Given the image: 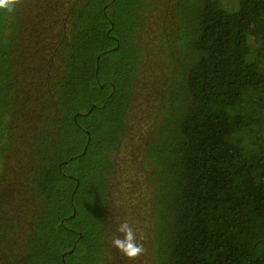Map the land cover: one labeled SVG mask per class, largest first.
<instances>
[{"label": "trees", "instance_id": "trees-1", "mask_svg": "<svg viewBox=\"0 0 264 264\" xmlns=\"http://www.w3.org/2000/svg\"><path fill=\"white\" fill-rule=\"evenodd\" d=\"M28 1L0 9V182L23 147L16 127L30 112L16 98L33 18ZM159 2L64 3L60 37L67 32L70 42L57 58L61 76L49 79V96L37 105L45 127L35 137L33 203L8 211L0 189V260L21 238L18 215L33 212L25 254L6 264L102 262L99 210L128 131L142 52L136 41L144 12ZM173 8L177 24L167 33L178 52L143 151L153 194L149 264H264V0L233 7L176 0Z\"/></svg>", "mask_w": 264, "mask_h": 264}, {"label": "flooded vegetation", "instance_id": "flooded-vegetation-1", "mask_svg": "<svg viewBox=\"0 0 264 264\" xmlns=\"http://www.w3.org/2000/svg\"><path fill=\"white\" fill-rule=\"evenodd\" d=\"M68 35L69 34L67 32H64V35L58 39L59 41L55 45L54 49L49 50L50 53H48V55L46 54V51L48 50L47 47H45L44 41L38 44L33 42V53H30L29 49L31 42L30 44L28 43L27 46H24V48H27V50L24 53H20L19 55V80L21 81L22 70L23 73L28 72L35 78H32L29 81L30 85L26 86L25 88H23L20 83L18 86V94L16 96L18 105L26 104V107L30 109V112L28 114V118H20L18 126L16 127L18 134L21 135L19 136V138L22 140V142L19 144H23V147L18 148V150L14 152L16 154V159H12L11 163L4 170L1 171L2 181L0 182V189L1 194L4 196L3 200L6 203V206L8 207V211L12 210L14 208L13 205L20 201H30L31 203H33V189L28 190L27 188H33V180L31 184L29 178L33 175V166L35 163V137H42L40 134L37 135V131L38 129L42 130L45 127V122L41 119L40 113L38 112V104L34 105V95L38 93V97L40 98L39 100H37V103L43 102V100L45 102L46 97L49 96V92L51 91V85H53L50 84L49 79H53L52 82H56L57 78L61 76V71H58L56 74L54 72H56V70L60 66L57 61L58 55L62 54L63 48L65 47V45L68 44V42H70V40H68ZM169 37L170 36L168 35V33L164 31V34H162V37L159 39L162 40L160 41V43L168 45L167 43L171 42V40H169ZM66 38L68 39L65 40ZM45 56H47V60H50L49 64L48 61L46 63V61L43 60V57ZM41 58L42 61L40 60ZM39 66L45 67L43 71L40 72V70H38ZM27 69H29V71ZM41 112H44V108L42 106ZM124 137L122 138L121 143L118 146V150L115 151V165L113 169L112 180L106 183L107 190L105 193L104 204L100 206V210L102 211L99 210V215L103 216L104 222L103 239L105 241L104 251L106 254L103 257L102 262H100L99 264H123V262L120 260L122 257L121 253L119 252V250L117 251V249L111 246L110 240L113 235H116L117 223L124 221L125 218L130 221L131 225L133 224L134 228H136L138 242H140V237H143L146 234L148 227H150L153 236L150 202L145 200V198L148 197H150L151 199L153 194H149L150 192L148 188L145 187V185H147V183L145 182L134 181V184L133 182H131L130 190H126L125 186L128 184H126L125 181V178H127V173L125 172H127V168L129 167L128 165L132 164V162L125 164L127 159L124 162L121 159L119 161L120 166H118L117 164V153L119 154L120 152ZM145 145L146 142L143 146V151ZM20 157L23 158V160L27 163L19 160ZM142 163H145V161H143ZM27 191L28 195L26 193ZM117 197H119L118 200L116 199ZM16 215L17 214L13 215L12 213L8 214L10 218L11 216L12 218H16ZM18 216H22L23 219L19 223L20 228H16L14 229V231L19 233L21 235V238L23 237L22 242L20 241L21 238H18V240L16 241L17 245L9 244L7 245V247H3L5 252H3V254L1 255L0 264H6L7 261L13 256L15 258L22 257L27 250L28 234L30 233L33 227V212H30V216L27 218V211L25 209V213L23 215L21 214ZM27 219L29 220L28 223ZM22 223L29 226V228L22 230ZM111 248L113 249L111 250ZM150 248L152 249V243L150 245ZM11 250H13L14 254ZM17 251H19V253L15 254ZM111 255L112 257L113 255L118 257L119 263L118 261L107 262L106 259L108 257L111 258Z\"/></svg>", "mask_w": 264, "mask_h": 264}, {"label": "rangeland", "instance_id": "rangeland-1", "mask_svg": "<svg viewBox=\"0 0 264 264\" xmlns=\"http://www.w3.org/2000/svg\"><path fill=\"white\" fill-rule=\"evenodd\" d=\"M74 1V0H68ZM159 6H151L144 12V23L142 30L140 32V38L137 40V44L141 49V60L139 62V73L137 84L134 87V98L132 108L130 110V118H128V129L129 131L125 135L119 154L117 153L118 166H120L119 161L122 159L123 162L127 159L125 164L132 162L127 168V178H125L126 185L125 189L130 190L131 182L133 184L136 182H147V175L150 167L144 168L142 163L143 160V146L149 133L153 131V126L159 119V105L162 101L164 93L167 90V77H168V67L169 60L171 59V54L176 55L178 49L174 44V40L165 45L160 43L159 40L162 34L165 32H172L173 26L177 24V19L174 18V1L176 0H163ZM223 5L226 7L235 6L237 0H221ZM55 5L53 0H29V6L24 5L26 9L27 16L32 14L33 18L29 28V40H24L26 46L30 44V53L33 51V42L36 44L44 41L47 55L50 53V49H54L55 45L59 41L61 36V23L64 20L65 15L64 3L66 0L57 1ZM164 4V5H163ZM34 40V41H33ZM33 53V52H32ZM43 57V60L49 61ZM38 60V59H37ZM42 61V58L40 59ZM41 71L45 67H38ZM29 71V69H27ZM21 86L25 88L30 85L29 81L33 77L28 72L21 71ZM31 73V72H30ZM35 75V73H34ZM38 75V74H37ZM36 99V100H35ZM38 93L34 95V105L38 104L37 100ZM18 158V157H17ZM21 161L25 162L23 158L20 157ZM27 163V162H25ZM126 168V167H125ZM124 168V169H125ZM134 177V178H133ZM147 187V185H145ZM151 192V191H150ZM149 193V192H148ZM117 200L119 197L116 198ZM150 202V197L145 198ZM146 202V203H148ZM129 223L130 221L125 218ZM29 220L27 219V223ZM21 226L22 230L28 229L29 226ZM131 224V223H130ZM152 224V221H151ZM133 226V224H132ZM134 228V227H133ZM136 230V228H134ZM152 233L150 227L143 239H140V243L144 245L145 253L141 255L136 260H129L127 257L121 254V261L123 264H149L152 256V249L150 245L152 243ZM113 248H111L112 250ZM118 251V249H117ZM19 253L17 251L15 254ZM107 262L115 261L119 263V258L114 256L108 257Z\"/></svg>", "mask_w": 264, "mask_h": 264}, {"label": "clouds", "instance_id": "clouds-1", "mask_svg": "<svg viewBox=\"0 0 264 264\" xmlns=\"http://www.w3.org/2000/svg\"><path fill=\"white\" fill-rule=\"evenodd\" d=\"M18 3L19 0H0V9L12 12ZM110 244L129 260H136L145 253L144 245L138 242L136 230L127 220L117 223L116 235H113Z\"/></svg>", "mask_w": 264, "mask_h": 264}]
</instances>
